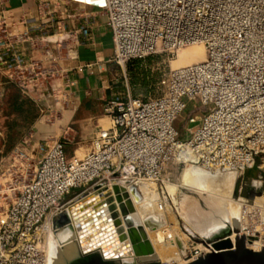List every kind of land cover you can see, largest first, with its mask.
I'll use <instances>...</instances> for the list:
<instances>
[{"label": "built area", "instance_id": "2783aa9c", "mask_svg": "<svg viewBox=\"0 0 264 264\" xmlns=\"http://www.w3.org/2000/svg\"><path fill=\"white\" fill-rule=\"evenodd\" d=\"M67 1L106 13L119 65L160 53L173 59L195 43L204 46L205 57L171 68L159 96L106 101L111 126L95 133L83 158L70 157L60 139L46 144L33 178L0 222V264H49L40 242L44 217L103 189L109 177L126 186L151 181L163 187L171 171L187 163L216 175L234 171L237 178L256 164L264 168V0ZM0 66L12 73L33 68L12 42L0 44ZM189 108L181 137L174 124ZM73 189L82 190L61 203ZM257 198L238 199L241 232L254 238L264 237V201ZM205 249L211 247L203 241L180 260L187 263Z\"/></svg>", "mask_w": 264, "mask_h": 264}, {"label": "crops", "instance_id": "0c3cea01", "mask_svg": "<svg viewBox=\"0 0 264 264\" xmlns=\"http://www.w3.org/2000/svg\"><path fill=\"white\" fill-rule=\"evenodd\" d=\"M3 14L4 21L16 28L14 48L33 68L12 73L0 66V105L7 104L4 101L14 92L16 99H26L44 113L34 123L43 136L52 131L57 136L69 134L66 127L74 126L81 137L93 141L110 119L103 111L105 102L131 96L128 73L140 62L129 61L127 72L125 65L114 61L106 13L67 0H4ZM82 27H88L87 35ZM241 176L249 197L264 192V168L256 164L238 179ZM105 183L121 184L112 177Z\"/></svg>", "mask_w": 264, "mask_h": 264}, {"label": "rangeland", "instance_id": "374dc122", "mask_svg": "<svg viewBox=\"0 0 264 264\" xmlns=\"http://www.w3.org/2000/svg\"><path fill=\"white\" fill-rule=\"evenodd\" d=\"M2 15L3 16L0 17V44L3 45L5 42H14L13 32L16 31V28L11 26L8 22H3L5 17L4 14ZM192 46H201V44L195 43L194 45L192 44L180 49L175 53V57L173 59H171L170 55L165 53L156 54L144 59H135L140 62L139 64H135L131 67V72L128 70L129 66H127V63L125 66L127 72H129L128 81L130 83L131 96L148 99L161 95L163 92V87L160 84L162 78L171 68L188 64L186 57L182 59L178 58V53ZM195 59H199L198 56H195ZM4 102H7V104L5 103L6 105H0V222L5 220V216L16 199L22 185L33 178L39 165V160L47 148V143H50L52 140H62L67 146L66 149L70 157L77 156L79 158H83L92 149L91 139L89 137H81L80 129H78L79 127H66L71 129L69 134H60L57 136L58 132L52 131L47 136H43L41 134L42 131L40 126H34V123H36L37 119L44 113L38 105H31V102L26 99H16L14 92L10 93ZM16 102H19V105H14ZM20 102L22 103L20 104ZM190 108L186 110L174 124L175 128L180 132L181 137L186 136L184 122L186 116L191 111ZM200 114V116H202V113ZM110 126L111 120L106 118V125H104V128H109ZM193 164L194 163H187L186 165L173 169L171 171V181L167 182L163 187H161L160 183L141 181L146 184L148 189H150V192H152L150 193V195L152 194L150 196L151 198L149 197L145 199L143 192L140 190L139 184L136 182L134 185L136 192L139 193L138 195L141 197L140 201L143 202L141 203L143 207L140 203L136 205L138 207L141 206L143 211V214L138 213V219L140 218L142 221L141 217L143 218L142 215L145 213L149 216L151 215L153 219L158 222V224L161 223L164 227L166 225L165 229L167 230V235H171L168 239L172 240L173 237V241L175 242L176 240L174 244L175 248L172 244H167L169 247L172 246L171 248L167 247V245H163L164 248L167 247L165 249L163 247L161 248L162 256H166L163 257L165 259L156 257L157 262L160 261V264H165L168 259L180 260L189 257L194 252L195 247L203 243V237L206 235L202 233L201 236L199 231L193 230L194 227L199 225L200 220L205 214L213 215L215 213V209L218 208L217 205L219 201L218 199H210V192L203 191L201 193V191H197L196 189L195 192L193 191L194 189L184 184L183 172L187 167ZM217 176L216 178H221L223 175L218 174ZM129 183L132 182L130 181ZM247 189L248 185L244 183L242 176L240 179L236 177L231 195L229 193H223L219 194V196L222 197L221 195H223L224 198L226 197L225 200L227 199L225 201L226 203L229 205L232 204V206L234 205L235 208L232 209V206L230 205L229 209L232 211L236 209L234 211L240 212L239 197L253 200L260 196V194H255L252 197H249L247 195ZM81 190L82 189L71 190V192L62 199L61 203L68 202L69 199ZM149 199V202L153 204V207L148 202ZM228 199L230 200L228 201ZM145 202L148 206L145 205L144 207ZM71 205H66L62 210L53 209L52 211H49L44 217L42 223L39 225V228L41 229L39 231L40 242L45 251L48 253V258L50 257L51 249L54 247H61L63 244L65 245L68 243L66 242L60 244L58 239L60 233L69 226L65 220L68 219L69 212L67 208ZM147 207H151V209L149 208V210H147ZM157 212L160 214L158 215ZM155 213H157V215ZM219 216L222 217V212L220 211L218 213L216 212L213 219H219ZM186 218H188V220ZM217 228L215 227L208 231V235L217 231ZM145 231L147 233L146 229ZM148 234L149 233H147V235ZM179 239L180 242L178 241ZM150 241L152 242L151 239ZM162 249L164 250L162 251ZM166 249L168 252L165 251ZM167 253H171L168 258ZM120 261L121 264H123V261ZM182 263L185 262L182 261Z\"/></svg>", "mask_w": 264, "mask_h": 264}, {"label": "bare ground", "instance_id": "6f19581e", "mask_svg": "<svg viewBox=\"0 0 264 264\" xmlns=\"http://www.w3.org/2000/svg\"><path fill=\"white\" fill-rule=\"evenodd\" d=\"M84 1L91 2V1H99V0H84ZM178 54H179L178 58L182 59L186 57V61L188 62V64H190V62L193 63V62L201 61L204 59L205 48L201 44V46H192L190 48H187L186 50H183ZM195 56H198L199 59H195ZM222 175L223 176L221 178L220 177L216 178L217 176L216 174L209 173L206 169L200 166V164L199 165L193 164L187 167L183 172V180H184L185 185L194 189L193 191H195L196 189L197 191H201V193L203 191L210 192L209 194L210 199H218L219 201L217 205L218 208L215 209V213L213 215L205 214L203 218L200 220L199 225L194 227L193 229L195 231L196 230L199 231L201 234L202 233L206 234L205 237L208 236V231H210L211 229L215 227L216 228L218 227L217 229H220L225 224L226 221L231 222V224L234 226L236 225L237 226L240 225L239 227L242 226L241 219H240V212L234 211L236 209H234L233 211L229 209L230 205L232 206V204L229 205L228 203H226L225 201L227 199L225 200L226 197L224 198L223 195H221L222 197L219 196V194H223V193H227V194L229 193L231 195V191L233 189V186H234V183L237 177V172L231 171V172H226ZM136 182L139 184L140 190L143 192L145 199L149 198L152 195V194L150 195V193L152 192H150V189H148V186L142 183L141 181H140L141 183L138 181L130 183L129 185H127L128 188L125 186L129 192V197L132 200V203L135 209L133 213L129 214L128 221H132L135 225L140 224L143 226L144 229L147 230V233H149L148 234L149 238L152 240L151 243H153L152 245H154L153 247L154 256L153 257L163 258L165 256V255L162 256V252H161V248L162 247L164 248L163 245L172 244L174 247L176 240L174 242L173 237H172V240L168 239L169 237H171V235L169 234L167 235V232H166L167 230L165 229L166 225L164 227L163 225H161V223L158 224V222H156V220L153 219L151 215L149 216L145 213L146 215L144 214L142 215L143 218L141 217L142 221L140 220V218L138 219L139 217L138 213L143 212L142 211L143 206L141 205V203L143 202L140 201L141 197L138 195L139 193L136 192V188L134 186ZM112 184L110 186L107 185L101 190H94L93 193L90 192L82 196V198H79L80 200L78 199H77L78 201L75 200L76 202L74 201L75 202L74 204H72L73 203L72 202L71 203L72 205L69 204L71 205V206H68L69 207L68 209L71 215L72 222L63 232L60 233L58 242L61 244V243H66V242L70 243L76 240L79 248L83 250L87 251V250L100 249L102 251V254H104V256L107 258H116V259L122 260L125 263H132L136 260H139V257L134 253L133 245L129 237L128 238L126 237L124 240L120 239V235L117 233L115 229L116 226L114 224V219L110 217L109 205L106 204V193L109 192V190H112ZM224 196H227V195H224ZM257 199L259 201H264V195L261 197H258ZM229 200L230 199H228V201ZM149 201L150 199L148 200V202ZM139 203L142 207L136 206ZM231 203H232V200H231ZM145 205L148 206L146 202L144 204V207ZM150 205L152 206L153 204L150 203ZM117 208H118V211H120L119 207ZM138 208L140 212L138 211ZM149 208L151 209V207H147V210H149ZM233 208H235L234 205L232 206V209ZM147 210H144V211H147ZM219 211L222 212V214L224 213L223 214L224 217L222 221L219 219H213L216 212L218 213ZM157 213L155 214L157 215ZM159 214L160 213H158V215ZM186 219L188 220V218ZM211 222H213L212 226L204 230L206 228V225ZM122 225L124 227L126 226V221L123 219H122ZM243 229L244 228L242 226L240 230H243ZM235 235L236 234L232 235V239L235 238ZM50 237H51V233H50ZM263 238L264 237L262 236L260 238H253L250 242H248L247 245L252 249L259 250L260 245H264ZM175 239H176V236H175ZM178 241L180 242V239ZM167 247L169 246L167 245ZM171 247L172 246H170L169 248ZM164 249H162V251ZM165 251H167V249ZM203 251L205 253L208 252L207 249ZM170 254H168L169 256L167 255V258L170 257ZM171 260L173 259H168L167 262H170ZM178 261L180 264H184L182 263L181 260H178ZM49 262H50V257H49ZM167 262L165 264H168Z\"/></svg>", "mask_w": 264, "mask_h": 264}, {"label": "water", "instance_id": "95a60500", "mask_svg": "<svg viewBox=\"0 0 264 264\" xmlns=\"http://www.w3.org/2000/svg\"><path fill=\"white\" fill-rule=\"evenodd\" d=\"M125 186L114 183L112 190L106 193V204L109 205L110 217L114 219L120 239L129 237L134 253L139 257V260L132 263L123 262V264H160V261L157 262L156 257H153L154 248L143 226L128 221L129 214L135 209ZM223 214L222 217L219 216L221 221ZM122 219L126 221L125 227L122 225ZM65 221L68 224L72 222L70 212ZM212 223L206 225L204 230L212 226ZM233 234H236L234 239H232ZM253 238L242 233L239 226L226 221L220 229L203 237V241L211 247V250L185 264H264V245H260L259 250L247 245V241L250 242ZM113 262L121 264L120 259L105 257L100 249L86 251L79 248L75 240L51 249L49 264H112Z\"/></svg>", "mask_w": 264, "mask_h": 264}, {"label": "flooded vegetation", "instance_id": "af4514ba", "mask_svg": "<svg viewBox=\"0 0 264 264\" xmlns=\"http://www.w3.org/2000/svg\"><path fill=\"white\" fill-rule=\"evenodd\" d=\"M112 264H119V263H117V262H113Z\"/></svg>", "mask_w": 264, "mask_h": 264}]
</instances>
